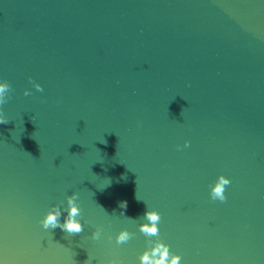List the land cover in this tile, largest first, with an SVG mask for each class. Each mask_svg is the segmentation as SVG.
Listing matches in <instances>:
<instances>
[{"label": "water", "instance_id": "obj_1", "mask_svg": "<svg viewBox=\"0 0 264 264\" xmlns=\"http://www.w3.org/2000/svg\"><path fill=\"white\" fill-rule=\"evenodd\" d=\"M4 81L0 264H264V0H0Z\"/></svg>", "mask_w": 264, "mask_h": 264}, {"label": "clouds", "instance_id": "obj_2", "mask_svg": "<svg viewBox=\"0 0 264 264\" xmlns=\"http://www.w3.org/2000/svg\"><path fill=\"white\" fill-rule=\"evenodd\" d=\"M30 82L34 85L37 91H43V87L36 83L31 77H29ZM11 91V85L9 82L4 81L0 83V106L7 103L9 97V92ZM25 96L31 95V91L25 89ZM10 121L3 114V109L0 107V124H8ZM190 146V141H185L184 147ZM180 146H178L179 148ZM231 184V180L220 175L213 186H211V199L213 201L219 200L220 202H225L227 200L226 196V186ZM79 193H74L67 197V208L63 209L59 204L54 205L51 210H49L46 216L40 221L45 230L60 228L62 231L69 235H78L84 231V225L81 222L82 209L78 203ZM119 207L122 210L127 209V202L123 201L120 203ZM64 212L67 214L64 215ZM64 215L63 223L61 222V217ZM120 215H124V211ZM148 223L141 224L139 230L146 237L148 236H158L160 234L159 223L161 221V214L156 210H147L143 215ZM131 219V218H129ZM104 229L102 227H97L92 233V238L94 240H100ZM134 233L124 229L119 232L116 237L117 244H124L130 241ZM111 239V237H109ZM161 250H163L161 252ZM159 254V258L156 260L155 264H181L182 257L178 254H173L170 252V246L163 241L158 243L151 251V256L155 257ZM141 264H151L150 254L146 251L140 257ZM109 264H117L115 260L109 261Z\"/></svg>", "mask_w": 264, "mask_h": 264}]
</instances>
